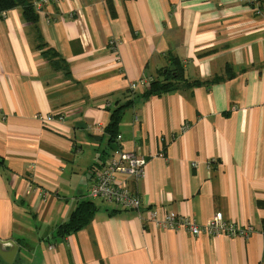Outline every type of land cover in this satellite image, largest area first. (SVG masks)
Segmentation results:
<instances>
[{
    "label": "crops",
    "instance_id": "0c3cea01",
    "mask_svg": "<svg viewBox=\"0 0 264 264\" xmlns=\"http://www.w3.org/2000/svg\"><path fill=\"white\" fill-rule=\"evenodd\" d=\"M36 12L37 26L19 8L0 18V240L18 244L12 264H264V0H62ZM170 70L181 75L170 92L139 88L129 103L133 82ZM114 112L122 148L148 158L130 183L140 211L88 197ZM81 203L95 206L90 221L60 236ZM151 210L199 226L221 213L253 233L164 230Z\"/></svg>",
    "mask_w": 264,
    "mask_h": 264
},
{
    "label": "built area",
    "instance_id": "2783aa9c",
    "mask_svg": "<svg viewBox=\"0 0 264 264\" xmlns=\"http://www.w3.org/2000/svg\"><path fill=\"white\" fill-rule=\"evenodd\" d=\"M62 0H36L34 7L41 9L46 3H59ZM244 5H254L257 0H239ZM256 14H261L260 10ZM6 12L0 14V18H5ZM117 43L111 42V48L116 49ZM150 80L146 77L133 82L130 85L132 91L139 88L147 89ZM42 124L47 125L52 122H65L64 114L38 115ZM186 128V127H184ZM123 137L118 135V148L106 156L99 171L95 175L94 184L89 189L88 197L91 199H101L107 203L115 204L123 209L140 211L143 205L141 196L130 186L132 181H138L145 176V168L148 158L137 152H129L122 148ZM150 221L157 227L164 230H185L193 236L202 234L210 236H227L230 238H247L253 233V227H240L230 221L225 220L221 213H217L205 225H197L190 217L181 216L175 212L161 213L158 210L150 211Z\"/></svg>",
    "mask_w": 264,
    "mask_h": 264
},
{
    "label": "trees",
    "instance_id": "16d2710c",
    "mask_svg": "<svg viewBox=\"0 0 264 264\" xmlns=\"http://www.w3.org/2000/svg\"><path fill=\"white\" fill-rule=\"evenodd\" d=\"M16 8L22 10L23 18L27 23L34 26L38 25L39 15L36 12V9L33 6L31 0H0V14ZM43 47L44 46H42V48ZM51 54H53L54 57L58 56L57 52H53L51 49H49L44 51L45 60L49 61V58L52 57L50 56ZM160 77L162 78L153 80L150 84V88L144 91V97L146 99L154 95L160 96L162 94L170 92L173 88L172 81L181 79L180 72L177 70L166 71L165 74L161 73ZM134 92L135 91H132L131 89L128 90L127 98L129 99L130 104L134 99ZM120 119V113L114 112L112 114L111 123L108 126V130L111 134V143L109 145L111 151H114L119 147L117 144V137L119 134H116L115 130H117L116 127L118 126ZM95 211L96 208L92 203H81L72 215L70 222L59 228L58 234L60 236H66L73 233L74 231L82 229L90 221Z\"/></svg>",
    "mask_w": 264,
    "mask_h": 264
},
{
    "label": "water",
    "instance_id": "95a60500",
    "mask_svg": "<svg viewBox=\"0 0 264 264\" xmlns=\"http://www.w3.org/2000/svg\"><path fill=\"white\" fill-rule=\"evenodd\" d=\"M19 246L13 240H0V257L8 264H12L17 255Z\"/></svg>",
    "mask_w": 264,
    "mask_h": 264
},
{
    "label": "rangeland",
    "instance_id": "374dc122",
    "mask_svg": "<svg viewBox=\"0 0 264 264\" xmlns=\"http://www.w3.org/2000/svg\"><path fill=\"white\" fill-rule=\"evenodd\" d=\"M96 203L100 204V205H105L104 203L100 202V201H96Z\"/></svg>",
    "mask_w": 264,
    "mask_h": 264
}]
</instances>
